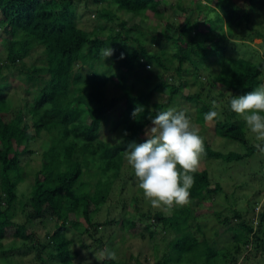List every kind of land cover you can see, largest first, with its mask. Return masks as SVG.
Wrapping results in <instances>:
<instances>
[{"label":"trees","instance_id":"1","mask_svg":"<svg viewBox=\"0 0 264 264\" xmlns=\"http://www.w3.org/2000/svg\"><path fill=\"white\" fill-rule=\"evenodd\" d=\"M75 1L0 0L1 43L5 47L7 61V64L0 65V70L16 65L34 47L40 48L43 60V64L27 67L18 65L20 75L17 78L24 84L26 91L34 90L31 101L23 100L24 112L17 109L7 119L0 115V234L14 217V204H20L21 210L25 206L18 201L14 191L17 181L21 179L20 156L32 153L27 148L28 143L43 133L45 138L41 144L39 167L33 173L28 191L29 203L38 206L35 210L23 213L27 221H40L41 218L53 216L65 189L85 174L99 178L107 189L113 187L116 179L127 180L129 185L136 184L141 194L145 187L151 185L154 198L163 207L161 211H151L150 208L141 211L138 205L140 198L135 193L128 199L120 195L122 198L115 204L118 214L108 215L104 211L101 223L89 218L90 207L97 203L93 201L91 206L92 196L88 191L85 192L81 203L85 224L91 226L92 231L111 224L116 229L123 227L122 230H127L139 219L142 223L141 237L147 234L152 238L156 227L168 229L174 235L172 240L161 246L165 251L168 248L171 255L162 253L154 264H171L170 261H174L172 264H193L195 261L199 264H215V249L207 241L198 240L190 231L189 223L196 214L201 212L206 218L209 212L204 208L197 212L188 202L198 206L210 200L220 185L212 183L206 168L194 170L193 180H188L190 160L238 162L260 153L264 145V138L256 146L246 141L244 119H236L237 109L229 99L225 100L226 116L219 117L210 102L214 95L209 93L211 87H216L214 89L218 90V95L229 90L247 102L257 96L264 108V54L259 55L257 61H252L226 54L222 45L232 27L248 21L249 9L252 12L256 7L255 0H189L190 7L186 9L182 20L175 25L165 22V30L160 31L155 28L140 30L137 27L146 17V12H163L167 0H90L86 9L96 11L98 19L109 18L115 11L127 17H139L128 25L124 19L117 30L105 33L103 28L87 30L77 25L81 12ZM200 1L207 5L214 3L216 8L203 12ZM192 6L196 7V11L191 19ZM209 12L213 14L209 15ZM201 14L202 22L199 20ZM223 23L227 31L222 29ZM128 32H132L130 37ZM146 36L151 42L158 37L172 42V56L178 61L175 73H178L183 60L192 65L191 79L198 80V86L192 93L183 94V88L190 82L174 83L171 81L172 74L167 78L157 75V80H153L149 74L138 76L135 68L139 64H152L162 70L168 68L161 52L158 54L147 50L144 43ZM126 39L128 45H125ZM185 50L187 53L183 54ZM212 56L214 61L209 63L218 65L217 71L211 82H207V79L201 81L198 72L200 65L210 61ZM140 59L144 62L140 63ZM82 67L86 68L84 74L80 69ZM134 72L137 78L133 76ZM3 85L0 81V105L3 101ZM155 93L164 94V101H154ZM175 95L193 103L194 122L202 124L205 119L211 120L215 136L227 138L238 145L234 149L216 150L204 136L180 127L179 123L186 113L167 109ZM5 97L11 105L10 97ZM120 100L123 109L115 113L113 106ZM24 113L32 119L31 126L35 131H27L29 124L24 120ZM257 114L254 110L251 118L255 120ZM150 125L168 128L170 142L184 136L180 146L175 148V155L169 165L162 164V159L158 158L160 139L154 135L150 138L144 135ZM252 130L255 132L253 126ZM104 132L107 134H102ZM262 132L264 135V128ZM146 169L156 171L153 170L149 177L143 173ZM99 188L102 189V186ZM116 188L120 192L122 187ZM180 198L188 202L182 204ZM261 203V210L256 211L252 219L245 218L244 213L233 209L230 218L219 215L218 220L225 225L223 227L231 228V240L238 243V252L245 251L246 256L251 252L256 256L257 253L260 259H264V198ZM127 205H133L136 214H130ZM232 219L236 220L234 224ZM198 226L197 231L201 230ZM66 230L65 224L55 222L53 230L45 233L46 240L43 238L39 242L31 232L27 233L23 228L15 229L12 233L14 239L26 240L30 247L22 250L19 245L11 244L6 248L0 247V255L12 258L28 252L32 253L31 264H49L46 259L59 264H71L76 251L70 247ZM84 231L88 233L87 228ZM91 240L106 255V260L94 261V264H123L116 259L115 253L109 252L111 245L104 244L100 236ZM1 241L0 235V246ZM86 245L83 242L82 246ZM18 260L11 259V264H20Z\"/></svg>","mask_w":264,"mask_h":264},{"label":"rangeland","instance_id":"2","mask_svg":"<svg viewBox=\"0 0 264 264\" xmlns=\"http://www.w3.org/2000/svg\"><path fill=\"white\" fill-rule=\"evenodd\" d=\"M167 1L168 3L165 4V10L163 12L158 14L146 12V17L141 22V25H138L137 29L153 30L155 28L156 31H160L162 29L165 30V22L172 25L178 24L182 20V17L186 15V9L190 7L189 0ZM89 2L91 1H75L81 12L77 25L87 30L91 28H103V33L111 30L115 31L119 28L122 20L126 19L128 25V23L134 22L139 18L127 17L126 15L121 14V12L115 11L112 12L109 18L101 17V19H98L96 17V11L93 12L86 9ZM237 2H240V0H237ZM254 3L256 7L252 9V12L249 9L250 16L248 21L241 22L238 26L232 27L230 32H227V36L222 42L226 54H231L234 57L249 58L252 61H257L259 55L263 56L264 0H255ZM168 4H171V6L168 7ZM200 5L203 12H206L211 8H216L214 3L207 5L206 3H203V1H200ZM192 8L191 14L189 15L191 19L194 17L196 11V7L192 6ZM224 13L225 12H223V15ZM212 14V12H209V15ZM202 18L203 15L199 19L201 22ZM222 29L227 31V27L224 23L222 24ZM170 30L172 31L171 27ZM121 35H124V33H121ZM131 35L132 32H128V36L130 37ZM2 38L3 34L0 29V65H3L4 63L7 64L5 59V47L1 43ZM144 43L147 45L146 48L149 52H157L158 54L160 52L162 53V60H165L168 68L167 70H162L152 64L144 63L141 65L138 63L139 66H136L135 71L139 77L141 75L144 76L149 74L153 80H157V75L167 78L172 74L171 81L174 83L183 81L190 82L188 86L183 88V94L189 92L192 93L196 89L198 86V80L194 81L191 79L193 72L191 64H188L183 60L178 68V73L174 72V68L178 67V61L172 56V42H167L163 37H158L151 42L146 36ZM125 45H128L127 39ZM40 51L39 47H34L29 51L28 55L23 57L20 62L16 63V65L13 64L6 68H1L0 81L4 83V85L2 87L3 101L0 105V115L5 119L10 118L17 109L24 112L23 100H32L34 90L29 89L26 91L24 84L17 78L20 75L18 73L20 71L18 65L20 67H27L31 64H43ZM186 53L185 50L183 54ZM209 59L210 61L207 60L205 63L201 64L200 69L198 70L199 79L201 81L207 79V82H211L217 71L218 65L215 63H209L214 61V56ZM139 61L140 63L144 62L142 59ZM80 69L82 74H84L86 68L82 67ZM133 76L136 77L135 72ZM80 88L81 87H79V89ZM214 88L211 87L209 91V93L214 95V98L210 101L215 107L213 110L219 115V117L224 118L226 116L225 100L229 99L231 104L237 109L236 119H244L242 122L246 141L249 144L256 146L258 142L264 138L262 132V128H264V108L261 106L262 103H260L258 97L253 96L251 97V100L247 102L239 96H236V94H232L229 90L224 91L222 95H218V90ZM6 95L10 97L11 105L6 101ZM19 98L21 100H19ZM153 99L154 101L161 102L164 101L165 95L155 93ZM172 101V104L167 106L168 110L187 114H185V117L180 121V127H184L189 132L198 136H204L205 140L210 142L211 147L216 150L225 151L231 148L234 149L236 145H238L236 142L227 140V138L215 136L213 134V123L211 120L205 119L202 124L194 122V105L191 101H188L179 95L173 96ZM244 108H247V111H243ZM259 108L262 110L259 111ZM122 109L123 103L121 100L116 102L113 106L115 113L121 112ZM254 110L258 113L255 120L251 118ZM24 120L29 124L27 131H35L31 126L32 119L30 116L24 113ZM252 126L255 128V132L252 130ZM102 134H107V132ZM144 135L147 138L154 135L156 138L160 139L161 145L163 143V147H161V145L158 146V149L161 148L160 151H158V158L162 159L161 163L164 165L170 164L169 162L175 155L174 150H176L180 146V143H182L181 139H184V136H182L178 140L175 139L170 142L168 140V128H162L157 125H150L145 130ZM44 138L45 136L43 133L39 137L34 138L27 145V148L32 150V153H23L20 156L21 179L17 181L14 191L18 201L23 202L25 206L21 210L20 204H14V217L0 234L2 238L1 248H6L8 245L15 244L19 245L22 250H26L30 247V244H28V241L21 240L20 238L14 239L12 233L15 229L20 230V228H23L27 233L31 232V235H34L40 242L45 237L46 232H51V230H53V225L57 222L58 224L63 223L67 227L65 235L67 239L70 240L71 249L76 251V255H73L74 257L71 260V264H94V261L98 262L106 260L105 253L96 246V243H91V239L98 236H100L104 244L111 245L109 247V252L115 253V256L117 257L116 259L123 264H154V261L157 260L162 253H166L167 256L171 255V252H168L167 250L168 248L165 251V249L161 247L164 244H167L169 240L173 239L174 235L168 229L161 230L160 227H156L152 238H149L147 234L141 237L140 227L142 226V223L141 220L138 219L139 217H137L139 222L135 220L133 225L127 230H122L123 227L121 229H116V226L111 224L109 227L102 226L100 228L98 227L99 229L96 231H92L93 228L85 224L81 214L82 198L87 191L90 197L92 196L91 206L92 203H97L93 206L94 208L90 207L88 212L89 218H91L92 221H98L99 223L103 221L106 211L108 212V215L118 214V207L115 206V204L116 201L122 198H120V195H123L128 199L132 193H135V196L140 198L138 205L141 211H144L147 208H150L151 211H161L163 207L160 202L154 198V191L150 188L151 185L145 187L144 192L142 193L143 196L138 192L137 185H129V181L127 180H125V182L124 179H116L113 183V187L107 189L106 184L104 185L99 178H94L85 174L77 179L73 185L65 189L64 194L61 195L58 200V205L53 216L41 218L40 221L38 219L27 221L25 216H23V213L29 210H35L38 206L36 203H29L28 191L32 183L33 173L39 167L40 151L42 150L41 144ZM151 153L155 154L153 151ZM129 166H124V168H129ZM201 168H206L212 183H218L220 189L216 191L213 197H210V200H206L198 206H193L192 203L190 201L188 202L185 198L179 199L182 204L188 202L197 212L203 210V208L206 212H209L206 218L201 212L196 214V217L192 219V221H189L190 231L193 232L198 240L207 241L208 245L215 249V255L213 257V262L215 264H241V262L242 264H264V259H260L261 257L258 256L257 253L256 256L252 255V252L246 256L245 251L239 250L238 252V243L231 240V228L223 227L225 225L219 223L218 220V217H220L219 215L230 218L233 209H237L241 214L244 213V217L247 219L254 218L256 213L261 210V202L264 198V145L260 148V153H255L238 162L232 161L224 163L212 159L190 160V174L188 180H193V171ZM146 170H144L143 173L150 177V174L154 169H151L150 171L149 169ZM79 182L82 183L80 184ZM100 186H102V189L99 188ZM116 187H122L121 191L118 192ZM116 194L118 195L117 198H115ZM132 206L133 205H127L126 208L129 210L130 214H136V211H133ZM255 207H257V209ZM240 218L242 219L243 217ZM231 221L234 224L236 220L232 219ZM196 223H199L200 226ZM197 226L200 227L201 230L199 229V231H197ZM85 228H87L88 233L91 234L90 237L88 236V233L84 231ZM122 238L124 239L122 240ZM83 242L87 244L85 247L82 246ZM12 254H16V252H13ZM243 255L246 257L244 258ZM43 256L44 259H46L45 254H43ZM31 257L32 253L28 252L21 257L14 255L12 258H5L0 255V264H11V259H13V261L20 259L18 260L20 264H31ZM46 260L49 261V264H59L54 260ZM170 262L172 264L174 261ZM193 264L199 263L198 261H195Z\"/></svg>","mask_w":264,"mask_h":264}]
</instances>
